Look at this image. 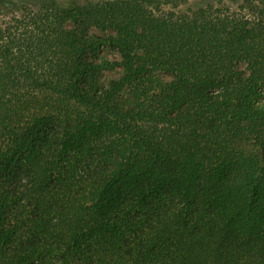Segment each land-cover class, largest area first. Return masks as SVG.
I'll return each mask as SVG.
<instances>
[{
	"label": "trees",
	"instance_id": "16d2710c",
	"mask_svg": "<svg viewBox=\"0 0 264 264\" xmlns=\"http://www.w3.org/2000/svg\"><path fill=\"white\" fill-rule=\"evenodd\" d=\"M1 1L0 264H264V0Z\"/></svg>",
	"mask_w": 264,
	"mask_h": 264
},
{
	"label": "rangeland",
	"instance_id": "374dc122",
	"mask_svg": "<svg viewBox=\"0 0 264 264\" xmlns=\"http://www.w3.org/2000/svg\"><path fill=\"white\" fill-rule=\"evenodd\" d=\"M197 2H200V0H191L189 4L195 5ZM11 8H15V4H10L0 0V14L5 13L7 10ZM109 34L110 32L102 31L97 28L91 29V36L97 39L98 41L105 42ZM103 45L98 47V55H97L98 60L100 59L117 60L119 58L116 52H114L111 48L107 47L106 45L105 46ZM118 72H119V68H115L113 70H104L103 77L105 76L108 78V77L116 76L118 75ZM166 75L168 76L169 74L166 73Z\"/></svg>",
	"mask_w": 264,
	"mask_h": 264
}]
</instances>
